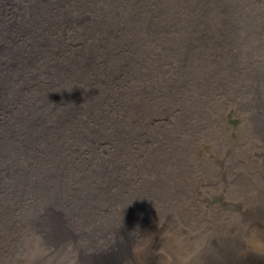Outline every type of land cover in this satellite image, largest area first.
<instances>
[{
	"label": "bare ground",
	"instance_id": "bare-ground-1",
	"mask_svg": "<svg viewBox=\"0 0 264 264\" xmlns=\"http://www.w3.org/2000/svg\"><path fill=\"white\" fill-rule=\"evenodd\" d=\"M251 105L254 132L230 144L223 110ZM159 112H173L170 142ZM93 150L112 151L96 161L108 190L95 198L71 192L89 175L72 157ZM35 208L77 210L75 231L54 222L53 236L80 235L79 264L262 254L264 0H0V264L41 231Z\"/></svg>",
	"mask_w": 264,
	"mask_h": 264
},
{
	"label": "rangeland",
	"instance_id": "rangeland-1",
	"mask_svg": "<svg viewBox=\"0 0 264 264\" xmlns=\"http://www.w3.org/2000/svg\"><path fill=\"white\" fill-rule=\"evenodd\" d=\"M164 102H165V99L160 97L157 107L160 108V105ZM230 102L235 103L236 101L235 99H232ZM255 109H256V106L251 105L247 108H242L241 110L239 107H236V106H232V107H229L223 110L221 114L222 115L221 119L224 122L225 129L228 131V142L230 144L234 142H236L237 144L238 143L243 144L245 143L243 142V138L245 136V133H247V130L251 129L252 132H254L253 130V126H254L253 123L255 122L254 115H250L248 111L249 112H251V110L255 111ZM224 111L226 112L224 113ZM159 113L161 114V118L157 121L159 124V128L162 129L165 139L168 142H170L169 140L171 137V133L169 129H174V125H173L174 122H173V115H172L173 112L168 113V115H165L164 113H161V112ZM177 117L180 118V116H177ZM117 122L120 124L119 121ZM136 123H139L140 125L144 124L147 128V125L143 123L141 120H137L133 124H136ZM239 123L241 124V128H240L241 133H240V136L238 137V135L235 133V131L233 132V130L234 128L239 126ZM145 126L143 129H141L142 131H145L144 136H147V138H145L143 142L150 146L151 136H150V133L146 131ZM200 138L201 137H199V139ZM197 142H196L197 145L201 144ZM95 150L86 151L84 154H81L78 152L75 154V157H72L73 164L82 163L85 166L86 171H88L87 172V174H89L88 176L92 177V175H94L97 178V181L93 183V182H90L91 178L87 176V178L82 182V184L78 188L71 191L72 193L85 194L87 196H89L90 194L92 196L91 198H95L96 194H98L99 192L104 193L105 191L108 190V188L105 186L104 181H103L104 175L100 176L99 172L98 171L96 172V168L98 166L102 167V165L96 166V161H98V159L101 156H107V158L110 157L111 155L109 154L112 153V151H103L95 155ZM196 150H197L196 151L197 156H201V154H203L204 151H211V148L209 145L204 144L201 147H196ZM158 152H161V151H158ZM158 152L156 153V156L159 158L162 157ZM219 154L220 153L218 151H215L213 152V157H218ZM113 157H114V154H113ZM238 164H241V158ZM260 166L262 165L258 164L255 168H253L252 169L253 172L258 173L260 171ZM70 169H71L70 176L73 177V175H75V172L77 170H73L72 167ZM144 171L147 173L146 169ZM239 174L240 173H238V175ZM126 185L129 186L128 183ZM16 189H19V188H16ZM24 189H26L25 185H24ZM110 189H113V187H111ZM196 193L197 195H199L201 191L198 189ZM13 201H16V199H14ZM1 202L2 204H6L3 201ZM208 203L209 205H218L220 209L230 206L229 202L221 201L218 196H214L208 199L207 204ZM8 204L12 205L13 202L8 200ZM38 207L40 208V206ZM61 213L62 212H59V214ZM26 215L36 220L39 223L35 226V229L39 227L41 228V231L39 233L33 232L34 234H30L27 236H21V237L17 236L18 238L17 240L13 239L10 242V246L12 248L10 251L12 252L10 256L11 258L14 259L13 260L14 264H74V263L76 264L78 263L77 260L80 259L83 249L79 248V246L77 245V240H74V239H76L77 237L81 239L79 237L80 235L79 236L73 235V237L71 238L68 236L69 238H66V239L64 237L61 238V237L53 236L54 229H56V227L53 225L54 222L58 223L60 227L64 226V229L67 231H75L74 225L76 223V219L81 218L80 214L77 212L75 208H72L70 210L68 209L65 214L66 215L65 219L63 220L57 217H56L57 220H54L52 218V215H46V212L43 209H42V212H40L36 208ZM84 219H85V215L83 212V219L81 220L84 222ZM82 227L83 226H81V228ZM261 252L262 254H259V256L253 255V254L249 256L250 264L253 263V260H251L253 259V257H258V263H255V264H264V251H261ZM260 259L262 260L259 262ZM13 263H10V264H13ZM232 264H239V263L238 261H233Z\"/></svg>",
	"mask_w": 264,
	"mask_h": 264
}]
</instances>
